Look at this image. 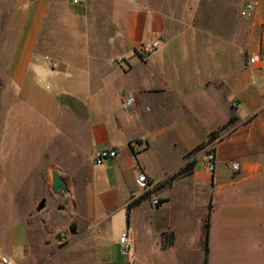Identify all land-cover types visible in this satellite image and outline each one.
Here are the masks:
<instances>
[{
	"label": "crops",
	"instance_id": "obj_1",
	"mask_svg": "<svg viewBox=\"0 0 264 264\" xmlns=\"http://www.w3.org/2000/svg\"><path fill=\"white\" fill-rule=\"evenodd\" d=\"M237 1L18 0L11 83L67 139L77 165L59 171L74 220L58 240L65 244L32 252L26 228L13 225L11 252L2 256L8 264H205L206 257L207 264H264V0ZM250 2L256 10L247 18ZM157 41L152 55L142 50ZM232 117L219 138L186 158ZM83 147L91 161L77 159ZM104 148L119 155L96 165ZM212 148L214 175L205 166ZM135 157L159 206L138 186ZM190 160L192 173L168 182Z\"/></svg>",
	"mask_w": 264,
	"mask_h": 264
},
{
	"label": "rangeland",
	"instance_id": "obj_2",
	"mask_svg": "<svg viewBox=\"0 0 264 264\" xmlns=\"http://www.w3.org/2000/svg\"><path fill=\"white\" fill-rule=\"evenodd\" d=\"M242 1L233 5L237 7ZM22 7L18 0H0V264L2 256L11 252L7 236L13 225L26 228L30 251L59 250L57 243L45 245L48 236L42 230V221L46 219L54 236L65 235L66 231L70 235L67 230L70 204L62 193L53 199L52 172L58 170L64 175L77 165L72 161L67 139L42 122L11 83L10 65L23 21ZM213 21L210 18L208 24L216 25ZM233 58L238 59V54ZM78 153L79 161H91L88 148H80ZM180 185L189 186V181ZM43 198L47 199V205L39 212L37 208ZM58 206L65 208L60 210ZM261 261L258 257V262Z\"/></svg>",
	"mask_w": 264,
	"mask_h": 264
},
{
	"label": "built area",
	"instance_id": "obj_3",
	"mask_svg": "<svg viewBox=\"0 0 264 264\" xmlns=\"http://www.w3.org/2000/svg\"><path fill=\"white\" fill-rule=\"evenodd\" d=\"M83 0H71V3L74 5H79L82 3ZM256 10V3L255 2H250L247 3L245 6V14L247 18H251ZM160 48V42H152V43H147L145 46H143L142 50L147 54V55H152L155 53L158 49ZM258 56L254 55L250 57L249 63L250 64H255L258 61ZM120 64L123 63V60L119 61ZM133 102V99H128L127 100V105H131ZM241 106L240 103L234 102L233 107L239 108ZM135 143V142H134ZM134 146H136L134 144ZM119 155L118 150L114 148H104L99 150L95 156H94V163L96 165H102L104 164L107 160L110 159H115ZM135 162H136V169L138 172V178H137V183L138 186L146 193L152 194L151 202L154 206H159L160 205V200L158 198H155L153 195V190L155 188L154 182L151 181L149 176L143 171L142 167L139 164L138 159L135 157ZM216 164H217V157L215 151L210 149L208 153L206 154V160H205V166L208 172H210L212 175L215 174L216 172ZM230 169L234 172H237L240 170V164L238 162H232L229 164ZM128 237L126 234H124L121 237V244H127ZM127 247L123 249V251H126ZM2 264H8V260L6 258H2L1 260Z\"/></svg>",
	"mask_w": 264,
	"mask_h": 264
},
{
	"label": "trees",
	"instance_id": "obj_4",
	"mask_svg": "<svg viewBox=\"0 0 264 264\" xmlns=\"http://www.w3.org/2000/svg\"><path fill=\"white\" fill-rule=\"evenodd\" d=\"M236 120V118L232 117L229 122L223 126H221L218 130L214 131L211 135L210 138L208 140V142L203 143L201 145H199L198 147H196L194 150L190 151L189 153H187L186 158H191L194 154H196L198 151L202 150L203 148H205L207 145L213 143L217 138H219V134L225 130L230 124H232L234 121ZM196 165V161L195 160H190L186 166L184 168H182L179 172L175 173L173 176H171L168 179L169 181H173L182 177H185L187 175H189L190 173H192L194 167ZM138 202H133L129 205V211L135 206L137 205ZM211 211L212 209H210L209 214L206 217L205 220V226H204V246H205V250H206V255H208L209 253V242H210V231H211ZM173 235V233H172ZM173 238V237H172ZM170 244H173V239H169L168 238V233L164 234V245L168 246ZM208 263V258L206 257V261L205 264Z\"/></svg>",
	"mask_w": 264,
	"mask_h": 264
},
{
	"label": "flooded vegetation",
	"instance_id": "obj_5",
	"mask_svg": "<svg viewBox=\"0 0 264 264\" xmlns=\"http://www.w3.org/2000/svg\"><path fill=\"white\" fill-rule=\"evenodd\" d=\"M64 180L66 181V183L68 184V187H69V182L65 178H64ZM51 191H52V193L54 195L53 196V199L59 197V194H61V193H62L63 197L65 195V193L62 192V191H60L58 194H55L53 192V190H52V187H51ZM43 199H46V198H43ZM46 205H47V199H46ZM64 208H65V206H58V209H60V210L61 209H64ZM72 216H73V214H72ZM42 224H43V228H42L43 233L46 236H48V238L44 241L45 242V245L46 246H50L53 243H57L58 247L61 248L65 244V242H58L57 239L60 240V238H61L62 235H56V236H54L52 230L50 229L49 223L46 222V219H43ZM67 230H68L69 233H71V231L74 230V220H73V217H72V220L69 223V226H68V229ZM66 235H67V231H66Z\"/></svg>",
	"mask_w": 264,
	"mask_h": 264
},
{
	"label": "water",
	"instance_id": "obj_6",
	"mask_svg": "<svg viewBox=\"0 0 264 264\" xmlns=\"http://www.w3.org/2000/svg\"><path fill=\"white\" fill-rule=\"evenodd\" d=\"M52 190L55 194H58L60 191L67 193L68 192V185L66 181L62 178L60 172L58 170H54L52 172ZM46 207V199H42L38 205L37 210L41 212Z\"/></svg>",
	"mask_w": 264,
	"mask_h": 264
}]
</instances>
